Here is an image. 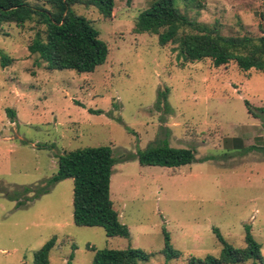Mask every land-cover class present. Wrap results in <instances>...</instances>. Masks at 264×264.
<instances>
[{
  "label": "rangeland",
  "instance_id": "374dc122",
  "mask_svg": "<svg viewBox=\"0 0 264 264\" xmlns=\"http://www.w3.org/2000/svg\"><path fill=\"white\" fill-rule=\"evenodd\" d=\"M150 2L114 0L110 18L72 5L108 47L105 62L89 73L48 70L28 51L42 24H2L0 52L11 62L0 64V264H33L52 238L48 264H91L98 250L129 247L153 254L137 264H186L219 254L214 228L244 247L245 224L264 258V70L215 67L210 59L181 66L173 44L134 31ZM177 5L223 35L264 31V0ZM159 92L166 100L156 106ZM163 139L190 149L193 160L163 167L123 159ZM96 146H109L115 160L110 198L127 237L74 224L71 178L49 186L61 155ZM163 229L177 258L160 253Z\"/></svg>",
  "mask_w": 264,
  "mask_h": 264
},
{
  "label": "trees",
  "instance_id": "16d2710c",
  "mask_svg": "<svg viewBox=\"0 0 264 264\" xmlns=\"http://www.w3.org/2000/svg\"><path fill=\"white\" fill-rule=\"evenodd\" d=\"M177 1L151 0L149 6L137 15L134 31L156 35L160 46L173 44L172 51L176 53L181 66L210 59L215 67L234 62L243 71L264 70V31L259 36L223 35L217 26H208L189 18L181 11ZM182 1L193 3L195 0ZM76 3L95 7L105 18L112 17L114 10V0H44L42 5L30 4L26 0H0V30L4 23H14L19 27L27 22L42 24V31H37L27 46L31 54H38L48 70L92 72L105 62L108 47L98 38V32L90 21L72 10V5ZM10 62L9 56L0 52V64L5 66ZM162 100H166L165 92L158 93L155 105L159 106ZM130 158H136L141 165L179 167L190 163L193 155L190 149L172 147L163 139L123 159ZM114 163L109 146L70 150L58 158L57 172L48 183L50 186L66 178L72 179V219L75 225L100 226L108 237H127L129 230L120 222L110 198ZM244 229L245 246L238 248L228 244L214 228L221 243L219 254L190 257L186 264H242L248 260L264 262L261 245L251 234L250 226L245 224ZM163 234L164 247L160 253L166 260L177 258L179 252L171 247L165 229ZM53 244L54 238L35 251L33 264H48V254ZM152 255L130 247L106 248L96 251L91 264H137L138 261L149 260Z\"/></svg>",
  "mask_w": 264,
  "mask_h": 264
}]
</instances>
